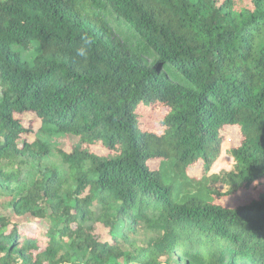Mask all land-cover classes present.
Masks as SVG:
<instances>
[{"label": "trees", "instance_id": "trees-1", "mask_svg": "<svg viewBox=\"0 0 264 264\" xmlns=\"http://www.w3.org/2000/svg\"><path fill=\"white\" fill-rule=\"evenodd\" d=\"M25 174L0 264H264V0H0V201Z\"/></svg>", "mask_w": 264, "mask_h": 264}, {"label": "rangeland", "instance_id": "rangeland-1", "mask_svg": "<svg viewBox=\"0 0 264 264\" xmlns=\"http://www.w3.org/2000/svg\"><path fill=\"white\" fill-rule=\"evenodd\" d=\"M16 118H19L21 123L28 127L29 125L33 129L32 133H29L25 136V138L29 141H34L37 133V129L39 128V121L33 116L32 114H25L22 116H15ZM240 141L239 134L235 128L227 129L225 131V141L221 145V151L217 159L214 161V163L211 166L210 174H217L224 170H229L231 167V160L226 154V149L228 144L231 146L238 145ZM52 145H55L56 147L64 148L65 151H68V145L67 141L63 139V137L55 138L52 142ZM97 152L103 153L102 150L96 149ZM199 169V168H198ZM195 170V169H194ZM197 170V168H196ZM26 174L23 175L22 178H19V181H17L15 184H11L10 186H4V192L6 194L5 197L1 198L0 204L2 206V214L7 215V212L9 210V202L13 197H16L18 194H20L22 191L26 189ZM250 196L248 193H241L236 195L233 198L224 200L221 202L222 205L226 207L237 205L238 203H241L243 201L249 200ZM44 225H41L43 227ZM24 228H27L28 230L32 231L33 227L31 226H24ZM99 233L101 234L103 239H107V230L103 229L102 227L99 228Z\"/></svg>", "mask_w": 264, "mask_h": 264}, {"label": "clouds", "instance_id": "clouds-1", "mask_svg": "<svg viewBox=\"0 0 264 264\" xmlns=\"http://www.w3.org/2000/svg\"><path fill=\"white\" fill-rule=\"evenodd\" d=\"M80 41L79 46L75 49V55L80 58H86L93 41L88 35H82Z\"/></svg>", "mask_w": 264, "mask_h": 264}]
</instances>
